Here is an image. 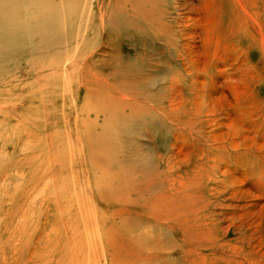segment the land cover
Listing matches in <instances>:
<instances>
[{
  "label": "rangeland",
  "instance_id": "374dc122",
  "mask_svg": "<svg viewBox=\"0 0 264 264\" xmlns=\"http://www.w3.org/2000/svg\"><path fill=\"white\" fill-rule=\"evenodd\" d=\"M149 23L0 0V264H264L258 28L191 62Z\"/></svg>",
  "mask_w": 264,
  "mask_h": 264
},
{
  "label": "bare ground",
  "instance_id": "6f19581e",
  "mask_svg": "<svg viewBox=\"0 0 264 264\" xmlns=\"http://www.w3.org/2000/svg\"><path fill=\"white\" fill-rule=\"evenodd\" d=\"M124 8L125 12L130 14L132 21L139 19L145 21L146 19L150 23H155L156 35H162L165 30L175 33L169 37L172 41L171 43L178 42L181 44L188 51L186 53L191 62L193 56L200 58L202 55H205V57H208L213 53L214 57H217L221 49L220 39L225 34L227 25L231 27V33L234 30H238L236 33H247L250 26L257 27L259 34L255 33L256 35L252 36L253 38L250 36V39L257 44L259 41V44L264 49V0H124ZM181 8L189 10L188 15L180 17L179 19L173 17L174 13H177ZM169 21L171 22L169 23ZM190 21H193V26L189 23ZM235 34L233 35L236 36ZM196 38L200 39V42H198L200 44L197 45L198 47L194 42L192 43ZM202 49L205 54H203ZM202 63L204 64L205 62L203 61ZM2 257L5 263L13 264L12 258L7 253H3ZM68 260H71V258ZM76 261L78 262V260ZM49 262L47 259L43 263L50 264ZM82 262L80 260V263L85 264L84 261ZM72 263L73 260H71L70 264Z\"/></svg>",
  "mask_w": 264,
  "mask_h": 264
}]
</instances>
